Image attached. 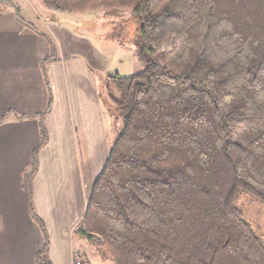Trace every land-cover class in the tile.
<instances>
[{"label": "trees", "instance_id": "trees-1", "mask_svg": "<svg viewBox=\"0 0 264 264\" xmlns=\"http://www.w3.org/2000/svg\"><path fill=\"white\" fill-rule=\"evenodd\" d=\"M41 2L52 16L129 9L138 22L140 69L99 84L120 125L71 233L112 264H264L240 206H264V0ZM29 212L35 262L49 264Z\"/></svg>", "mask_w": 264, "mask_h": 264}, {"label": "crops", "instance_id": "crops-1", "mask_svg": "<svg viewBox=\"0 0 264 264\" xmlns=\"http://www.w3.org/2000/svg\"><path fill=\"white\" fill-rule=\"evenodd\" d=\"M31 6L26 16L14 0H0V264H36L43 235L29 206L48 236L43 259L71 264L70 233L114 140L112 123L90 36L69 24L79 21L42 18Z\"/></svg>", "mask_w": 264, "mask_h": 264}, {"label": "rangeland", "instance_id": "rangeland-1", "mask_svg": "<svg viewBox=\"0 0 264 264\" xmlns=\"http://www.w3.org/2000/svg\"><path fill=\"white\" fill-rule=\"evenodd\" d=\"M14 2L19 4L24 12L26 6L30 9L29 6H34V4L37 3L40 8V12L37 15L42 18L51 14V12L43 6L41 0H14ZM31 8L33 7L31 6ZM25 15L31 16L26 12ZM53 17H59L66 20L75 19L76 21H79V23L82 22L80 25L79 23L75 24L74 21H71L69 24L72 23L71 25L74 27L76 33L83 36L85 33L90 36L92 45H94L98 52V55L96 56L99 58V63L103 66L101 70L102 72L100 73L102 78L108 74L115 73L121 76H128L140 69V65L134 56L138 22L131 16L129 9L88 11L69 15H54ZM96 63L97 62H94V64ZM103 104L112 123H110L112 134H109L113 139L115 138V134L120 124L119 122L114 121L113 117L109 115L107 110L108 106L105 102H103ZM41 145L42 143H40V146ZM37 153L38 150L36 154ZM36 170L37 166L35 168V171ZM240 206L247 221L264 241V206L250 197L243 198ZM70 234L72 252H78L82 257L84 264H112L109 260H103L91 244L84 239L77 237L75 234Z\"/></svg>", "mask_w": 264, "mask_h": 264}, {"label": "built area", "instance_id": "built-area-1", "mask_svg": "<svg viewBox=\"0 0 264 264\" xmlns=\"http://www.w3.org/2000/svg\"><path fill=\"white\" fill-rule=\"evenodd\" d=\"M71 264H84L81 255L76 251L72 252Z\"/></svg>", "mask_w": 264, "mask_h": 264}]
</instances>
